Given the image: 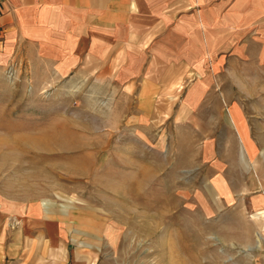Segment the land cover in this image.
I'll return each instance as SVG.
<instances>
[{
  "label": "crops",
  "instance_id": "1",
  "mask_svg": "<svg viewBox=\"0 0 264 264\" xmlns=\"http://www.w3.org/2000/svg\"><path fill=\"white\" fill-rule=\"evenodd\" d=\"M0 41V69L22 65L37 89L99 76L122 105L119 121L204 134L192 149L194 201L208 203L210 218L239 217L242 236L227 243L242 264H264V148L252 143L241 109L251 103L207 98L244 83L260 88L264 0H0ZM83 214L0 196V264L97 263L71 231L74 220L88 224Z\"/></svg>",
  "mask_w": 264,
  "mask_h": 264
},
{
  "label": "rangeland",
  "instance_id": "2",
  "mask_svg": "<svg viewBox=\"0 0 264 264\" xmlns=\"http://www.w3.org/2000/svg\"><path fill=\"white\" fill-rule=\"evenodd\" d=\"M11 62L0 69V196L83 212L88 224L74 220L71 231L96 252L93 264H242L227 243L241 238V219L210 218L208 203L194 201L201 187L194 184L192 149L204 134L192 139L187 124L177 135L170 122L119 121L122 105L108 86L97 85L99 76L81 75L67 89H37L33 75ZM258 76L259 89L244 83L207 98L249 100L241 109L259 149L264 74ZM169 94L174 101L175 90Z\"/></svg>",
  "mask_w": 264,
  "mask_h": 264
},
{
  "label": "built area",
  "instance_id": "3",
  "mask_svg": "<svg viewBox=\"0 0 264 264\" xmlns=\"http://www.w3.org/2000/svg\"><path fill=\"white\" fill-rule=\"evenodd\" d=\"M237 264V263H236Z\"/></svg>",
  "mask_w": 264,
  "mask_h": 264
}]
</instances>
